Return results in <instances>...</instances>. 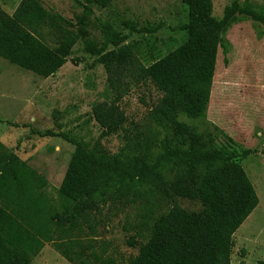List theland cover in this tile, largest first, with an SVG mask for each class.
I'll return each mask as SVG.
<instances>
[{"label":"trees","instance_id":"obj_1","mask_svg":"<svg viewBox=\"0 0 264 264\" xmlns=\"http://www.w3.org/2000/svg\"><path fill=\"white\" fill-rule=\"evenodd\" d=\"M113 1L75 0L80 13L74 20L46 9L40 0H20L11 14L0 7V57L9 63L47 78L81 43L82 51L102 64L113 98L91 107L99 140L127 132L121 100L130 86L147 83L161 94L148 120L163 132L158 141L157 134L151 137L134 125L135 132L110 153L99 140L86 145L64 132L32 130L74 146L55 196L42 175L0 143V264H30L46 243L74 264H116L93 251L81 257L74 250L77 239L95 236L104 210L131 206L146 191L162 199L196 200L200 207L186 210L174 203L140 225L146 228L145 239L128 264H231L233 234L259 202L241 165L250 151L239 150L216 126L200 131L180 117H205L222 36L235 16L263 23L264 17L249 5L241 7L239 0L225 6L221 19L212 15L211 0H180L187 8L179 27L186 39L144 65L125 43L127 35L108 21H99L98 39L91 37L94 7ZM123 24L130 32L147 31L132 21ZM129 231L127 243L135 246L141 232L135 226Z\"/></svg>","mask_w":264,"mask_h":264},{"label":"rangeland","instance_id":"obj_2","mask_svg":"<svg viewBox=\"0 0 264 264\" xmlns=\"http://www.w3.org/2000/svg\"><path fill=\"white\" fill-rule=\"evenodd\" d=\"M20 0H0V7L11 14ZM48 10L74 20L80 13L75 0H40ZM212 15L221 19L231 0H211ZM241 7L264 17V0H239ZM187 8L180 0H114L106 8L94 7L90 33L99 38V21H108L117 31L127 35L141 63L149 65L186 39L179 27L186 22ZM124 21H132L144 32H130ZM224 48L218 50L210 99L205 117L180 120L195 125L200 131L218 127L230 137L239 150L250 151L241 162L258 196V205L233 234L231 264H264V23L237 15L223 34ZM82 51L77 43L67 62L54 76L43 78L9 63L0 57V140L4 147L48 182V192L56 195L74 146L59 137H40L32 130L64 132L69 137L92 145L99 140L101 129L91 114L93 104L110 101L113 94L107 85L102 64ZM161 96L153 85L130 86L121 107L130 126L127 132L99 140L110 153L122 147L124 136L137 131L163 132L148 120V113ZM35 117L34 122H30ZM149 130V132H147ZM153 134V135H152ZM223 143L224 137L220 138ZM155 149V148H153ZM158 149V148H157ZM155 149V151H158ZM186 210H197L200 203L186 198L162 199L146 191L133 205L122 210H104L95 236L80 235L77 248L81 257L90 251L101 258L110 257L116 264H128L144 242L147 225L160 211L173 204ZM135 226L141 236L135 246L127 240ZM86 231V230H85ZM90 247L92 250H90ZM241 250L245 255L241 256ZM30 264H74L46 243ZM94 264H101L99 261Z\"/></svg>","mask_w":264,"mask_h":264},{"label":"crops","instance_id":"obj_3","mask_svg":"<svg viewBox=\"0 0 264 264\" xmlns=\"http://www.w3.org/2000/svg\"><path fill=\"white\" fill-rule=\"evenodd\" d=\"M30 122H34L35 121V117L34 118H31L30 120H29ZM0 143H2V141L0 140ZM3 144V143H2ZM33 168V167H32ZM38 172V171H37ZM39 173V172H38Z\"/></svg>","mask_w":264,"mask_h":264}]
</instances>
